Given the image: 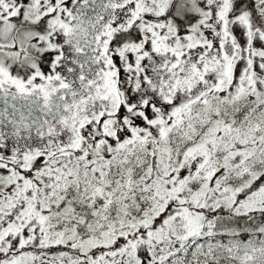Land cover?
I'll return each instance as SVG.
<instances>
[{"label":"snow or ice","instance_id":"obj_1","mask_svg":"<svg viewBox=\"0 0 264 264\" xmlns=\"http://www.w3.org/2000/svg\"><path fill=\"white\" fill-rule=\"evenodd\" d=\"M0 264H264V0H0Z\"/></svg>","mask_w":264,"mask_h":264}]
</instances>
